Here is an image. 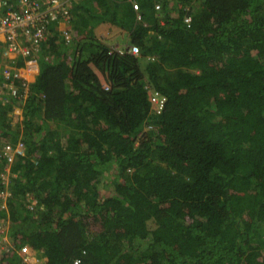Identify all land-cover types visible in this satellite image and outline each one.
Listing matches in <instances>:
<instances>
[{
  "label": "trees",
  "instance_id": "trees-1",
  "mask_svg": "<svg viewBox=\"0 0 264 264\" xmlns=\"http://www.w3.org/2000/svg\"><path fill=\"white\" fill-rule=\"evenodd\" d=\"M70 12V43L50 27L27 97L0 102V142L24 145L8 162L0 144V264H264V0ZM101 24L127 32L125 52Z\"/></svg>",
  "mask_w": 264,
  "mask_h": 264
},
{
  "label": "built area",
  "instance_id": "built-area-1",
  "mask_svg": "<svg viewBox=\"0 0 264 264\" xmlns=\"http://www.w3.org/2000/svg\"><path fill=\"white\" fill-rule=\"evenodd\" d=\"M76 1L78 0H0V102L9 103V99L5 97L7 92L14 98L27 97L29 75L32 73L27 65L32 63L37 68L40 43L51 34L50 27L60 33L65 44L70 43V11ZM185 22L189 23L190 19H185ZM123 52L125 49H122L121 53ZM126 52L134 56L138 54L135 47H130ZM20 60L24 64L17 67L16 64ZM15 81H19L23 87L21 93L18 92L19 87ZM149 92V101L156 112L160 113L165 98L155 91ZM1 148L8 162H11L15 155H24V145L20 142L15 146L2 144ZM10 196L8 191L0 189L1 210H6ZM27 204L31 209V206L36 205V201L29 198ZM9 229L8 221L0 219V243L9 239ZM74 264H77V261Z\"/></svg>",
  "mask_w": 264,
  "mask_h": 264
},
{
  "label": "crops",
  "instance_id": "crops-1",
  "mask_svg": "<svg viewBox=\"0 0 264 264\" xmlns=\"http://www.w3.org/2000/svg\"><path fill=\"white\" fill-rule=\"evenodd\" d=\"M84 1V0H83ZM96 34L99 38L102 39V41L108 45L109 47H116V48H123L125 49L128 42V34L127 32L119 29L116 26H112L110 24H101L96 29ZM31 70L32 73L30 74L29 78L30 83H33L38 75V65L37 68L32 63H28L27 65ZM33 66V67H32ZM16 111H13L12 113H9L8 116L13 117ZM22 118V116L20 115Z\"/></svg>",
  "mask_w": 264,
  "mask_h": 264
},
{
  "label": "rangeland",
  "instance_id": "rangeland-1",
  "mask_svg": "<svg viewBox=\"0 0 264 264\" xmlns=\"http://www.w3.org/2000/svg\"><path fill=\"white\" fill-rule=\"evenodd\" d=\"M29 76H30V75H29ZM29 79H31V78H29ZM29 81H30V80H29ZM15 113H16V114H14L13 117L10 116V118H8L9 121H11L12 124H15V123H18V122H21V121H22V120H21L22 118L20 117V115H21V111H20V110H17ZM3 143H5V142H3ZM3 143L0 142L1 146H2ZM10 176L13 177L14 175H12V173H11V171H10V167L8 166V167H6V168L3 170L2 174L0 175V178L2 179V184L7 185ZM102 192H103V191H102ZM27 206H29V204H27ZM27 206H26V209H29L30 207L28 208ZM6 220L8 221V219H6ZM8 225H9V222H8ZM10 245H11V240L8 239V238H7L6 241L0 243V255H1L3 252H6V251L9 249ZM23 261L26 262V258H23ZM24 262H23V264H24Z\"/></svg>",
  "mask_w": 264,
  "mask_h": 264
},
{
  "label": "flooded vegetation",
  "instance_id": "flooded-vegetation-1",
  "mask_svg": "<svg viewBox=\"0 0 264 264\" xmlns=\"http://www.w3.org/2000/svg\"><path fill=\"white\" fill-rule=\"evenodd\" d=\"M19 62H21V63H22V65L24 64V63H23L21 60H20V61H18V63H19ZM30 84H31V83H30Z\"/></svg>",
  "mask_w": 264,
  "mask_h": 264
},
{
  "label": "clouds",
  "instance_id": "clouds-1",
  "mask_svg": "<svg viewBox=\"0 0 264 264\" xmlns=\"http://www.w3.org/2000/svg\"><path fill=\"white\" fill-rule=\"evenodd\" d=\"M77 264H79V262H77Z\"/></svg>",
  "mask_w": 264,
  "mask_h": 264
}]
</instances>
